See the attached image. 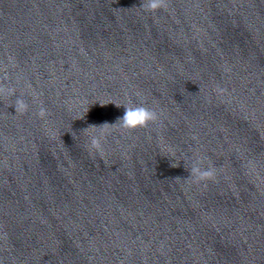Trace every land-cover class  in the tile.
Wrapping results in <instances>:
<instances>
[{
    "label": "water",
    "instance_id": "95a60500",
    "mask_svg": "<svg viewBox=\"0 0 264 264\" xmlns=\"http://www.w3.org/2000/svg\"><path fill=\"white\" fill-rule=\"evenodd\" d=\"M141 2L0 0V264H264V0Z\"/></svg>",
    "mask_w": 264,
    "mask_h": 264
},
{
    "label": "clouds",
    "instance_id": "9594fccd",
    "mask_svg": "<svg viewBox=\"0 0 264 264\" xmlns=\"http://www.w3.org/2000/svg\"><path fill=\"white\" fill-rule=\"evenodd\" d=\"M168 7V0H142L140 8L145 12L155 13L160 9H166ZM10 62H11V58ZM223 91V90H219ZM15 92L13 88H6L3 85H0V95L10 96ZM116 107H121L115 105ZM15 113L23 114L27 112L28 105L23 99H17L14 104ZM123 115L118 117L116 121H119V127L124 130H135L137 128L147 127L150 123H155L158 121V114L156 111L145 107L143 105L139 106H130L123 108ZM41 119H44L47 116V111L43 107L40 108L38 113ZM106 125H111L104 123L101 125H90L94 128H101L102 130L98 134H94L89 138L88 148L90 151H95L98 154L103 153V144L102 142L110 135V130L105 127ZM189 170V176L192 179L193 183H202L209 180H214L216 176V170L214 167L209 165L207 168H203V158L197 157Z\"/></svg>",
    "mask_w": 264,
    "mask_h": 264
}]
</instances>
